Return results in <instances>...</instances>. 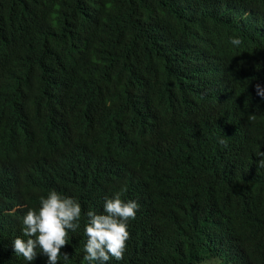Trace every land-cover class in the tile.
I'll return each instance as SVG.
<instances>
[{"label": "trees", "instance_id": "1", "mask_svg": "<svg viewBox=\"0 0 264 264\" xmlns=\"http://www.w3.org/2000/svg\"><path fill=\"white\" fill-rule=\"evenodd\" d=\"M251 46L264 0H0V264H47L13 242L53 190L82 206L58 264H99L86 214L116 195L139 208L107 264H264V115L237 135L178 111L212 55Z\"/></svg>", "mask_w": 264, "mask_h": 264}, {"label": "clouds", "instance_id": "2", "mask_svg": "<svg viewBox=\"0 0 264 264\" xmlns=\"http://www.w3.org/2000/svg\"><path fill=\"white\" fill-rule=\"evenodd\" d=\"M231 43L239 46L242 40L234 36ZM222 52L209 59L206 80L188 91L178 111L185 110L183 121L199 111L208 128L230 125L239 135L264 115V47H244L229 56ZM150 122L135 121L143 129H149ZM191 138L188 135L179 142L184 151L193 149ZM220 143L226 141L221 139ZM259 156L258 167L264 168V152ZM138 208L136 199L125 202L116 195L105 201L102 214L88 211L84 260L99 264H107L112 258L122 260L130 239L127 222L135 219ZM81 217L78 201L50 191L41 197L38 209L30 208L23 216L22 232L27 239L17 237L14 252L27 262L36 260L38 255L46 256L47 264H58L62 255L66 260L68 253L61 249L69 243V232L75 233L80 227Z\"/></svg>", "mask_w": 264, "mask_h": 264}, {"label": "rangeland", "instance_id": "3", "mask_svg": "<svg viewBox=\"0 0 264 264\" xmlns=\"http://www.w3.org/2000/svg\"><path fill=\"white\" fill-rule=\"evenodd\" d=\"M207 262V261H206ZM206 262L202 263V264H205ZM209 264H212V263H209Z\"/></svg>", "mask_w": 264, "mask_h": 264}]
</instances>
